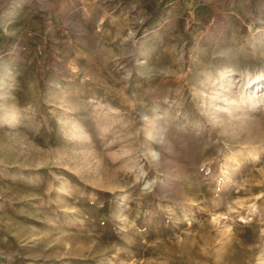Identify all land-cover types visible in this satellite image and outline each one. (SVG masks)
I'll return each instance as SVG.
<instances>
[{"label":"rangeland","instance_id":"1","mask_svg":"<svg viewBox=\"0 0 264 264\" xmlns=\"http://www.w3.org/2000/svg\"><path fill=\"white\" fill-rule=\"evenodd\" d=\"M0 264H264V0H0Z\"/></svg>","mask_w":264,"mask_h":264}]
</instances>
